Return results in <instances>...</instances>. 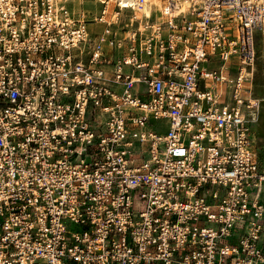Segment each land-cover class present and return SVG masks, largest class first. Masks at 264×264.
Masks as SVG:
<instances>
[{
	"label": "built area",
	"instance_id": "2783aa9c",
	"mask_svg": "<svg viewBox=\"0 0 264 264\" xmlns=\"http://www.w3.org/2000/svg\"><path fill=\"white\" fill-rule=\"evenodd\" d=\"M164 1L0 0V264H264V0Z\"/></svg>",
	"mask_w": 264,
	"mask_h": 264
},
{
	"label": "rangeland",
	"instance_id": "374dc122",
	"mask_svg": "<svg viewBox=\"0 0 264 264\" xmlns=\"http://www.w3.org/2000/svg\"><path fill=\"white\" fill-rule=\"evenodd\" d=\"M165 3V1H164ZM68 8L73 11V14L76 16L78 14H82L84 11L87 12V18L93 19L96 14H98L102 8L101 5H95L91 2L84 3L83 5H78L75 1L69 0L67 4ZM153 9L151 14V21H155L156 19H160L157 15L156 10ZM135 13H133L131 10H127L124 12V15H122L124 20H128L129 18L133 17ZM162 16V15H161ZM143 18V17H142ZM138 19H141V17ZM135 26V25H134ZM89 28L91 30H102L103 26L100 24H93L90 25ZM259 54H261V46H258ZM255 74H254V83H255V92L258 97L262 96V90L260 88L261 84V70H262V60L259 59L257 61V65L255 66ZM253 134H254V145L257 150V152L260 153L261 156L264 155V100L261 101L260 107H259V113L257 116V120L253 122Z\"/></svg>",
	"mask_w": 264,
	"mask_h": 264
},
{
	"label": "bare ground",
	"instance_id": "6f19581e",
	"mask_svg": "<svg viewBox=\"0 0 264 264\" xmlns=\"http://www.w3.org/2000/svg\"><path fill=\"white\" fill-rule=\"evenodd\" d=\"M73 1H75L78 5H83L84 3H88V2H91L92 4L95 5H101V3L104 2L105 0H73ZM118 1H120L121 6L124 7L134 4L136 8L134 15L136 18L138 17L142 18L144 15L151 16L153 9L156 10L158 17L160 18L162 17L161 16L162 11L164 10L165 7L164 0H145L144 4H142V7L139 9H138L139 6L136 4L138 3L137 0H118ZM194 1H196V3L200 2V0H194ZM108 2H109V6L112 7L114 4V0H108ZM191 6H192V0H182L180 10L182 12H185Z\"/></svg>",
	"mask_w": 264,
	"mask_h": 264
}]
</instances>
